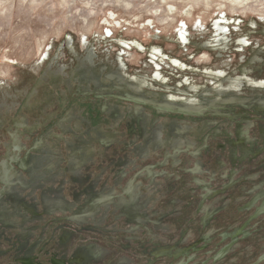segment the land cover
Wrapping results in <instances>:
<instances>
[{
	"label": "rangeland",
	"instance_id": "374dc122",
	"mask_svg": "<svg viewBox=\"0 0 264 264\" xmlns=\"http://www.w3.org/2000/svg\"><path fill=\"white\" fill-rule=\"evenodd\" d=\"M0 264H264V0H0Z\"/></svg>",
	"mask_w": 264,
	"mask_h": 264
}]
</instances>
